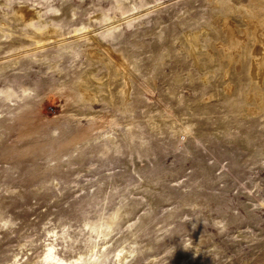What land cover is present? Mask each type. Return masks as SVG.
I'll use <instances>...</instances> for the list:
<instances>
[{"label": "rangeland", "instance_id": "1", "mask_svg": "<svg viewBox=\"0 0 264 264\" xmlns=\"http://www.w3.org/2000/svg\"><path fill=\"white\" fill-rule=\"evenodd\" d=\"M264 264V0L0 7V264Z\"/></svg>", "mask_w": 264, "mask_h": 264}, {"label": "crops", "instance_id": "2", "mask_svg": "<svg viewBox=\"0 0 264 264\" xmlns=\"http://www.w3.org/2000/svg\"><path fill=\"white\" fill-rule=\"evenodd\" d=\"M66 1L67 0H0V7L8 13L13 12L19 5H29L36 8L40 16H49L50 14H54L57 8H60ZM73 1L80 2L83 0Z\"/></svg>", "mask_w": 264, "mask_h": 264}, {"label": "bare ground", "instance_id": "3", "mask_svg": "<svg viewBox=\"0 0 264 264\" xmlns=\"http://www.w3.org/2000/svg\"><path fill=\"white\" fill-rule=\"evenodd\" d=\"M52 247L48 249V252L45 255V260L51 261L52 264H73L74 262L67 261L64 259L59 258L54 252Z\"/></svg>", "mask_w": 264, "mask_h": 264}]
</instances>
